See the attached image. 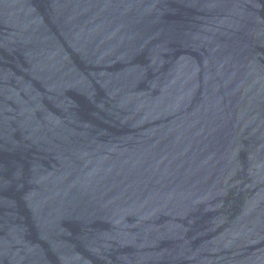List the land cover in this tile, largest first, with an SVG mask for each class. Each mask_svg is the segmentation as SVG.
Masks as SVG:
<instances>
[{
	"label": "water",
	"instance_id": "95a60500",
	"mask_svg": "<svg viewBox=\"0 0 264 264\" xmlns=\"http://www.w3.org/2000/svg\"><path fill=\"white\" fill-rule=\"evenodd\" d=\"M0 264H264V0H0Z\"/></svg>",
	"mask_w": 264,
	"mask_h": 264
}]
</instances>
